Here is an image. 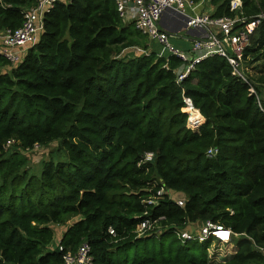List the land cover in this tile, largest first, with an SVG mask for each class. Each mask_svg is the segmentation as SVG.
I'll return each mask as SVG.
<instances>
[{
	"label": "trees",
	"instance_id": "obj_1",
	"mask_svg": "<svg viewBox=\"0 0 264 264\" xmlns=\"http://www.w3.org/2000/svg\"><path fill=\"white\" fill-rule=\"evenodd\" d=\"M230 1L211 0V15L264 12V0ZM35 2L0 0V28ZM187 64L152 50L114 0H59L18 64L0 54V264H59L82 241L92 264H264V19L242 56L257 96L223 57L178 79ZM186 98L204 118L194 130ZM53 141L66 160L28 173L25 151ZM145 218L153 227L138 233ZM207 220L232 232L220 260L207 256L212 236L176 234ZM53 224L65 225L61 250Z\"/></svg>",
	"mask_w": 264,
	"mask_h": 264
},
{
	"label": "built area",
	"instance_id": "obj_2",
	"mask_svg": "<svg viewBox=\"0 0 264 264\" xmlns=\"http://www.w3.org/2000/svg\"><path fill=\"white\" fill-rule=\"evenodd\" d=\"M59 0H36V2L23 11V21L16 28H0V54L7 59L10 65L18 64L27 49L37 42L38 35L43 29L45 13ZM62 1V0H61ZM69 1V0H63ZM119 16L127 21H132L135 28L146 35L150 41L160 44L159 55L175 54L180 59L188 62L185 70L178 75V79L187 74L190 68L201 59L208 56H219L226 59L231 68V73L249 84V92L255 93L252 85L244 72L242 56L248 39L259 22L264 19V12H259L248 18L241 14L234 16H213L211 11L200 9L204 4H210L211 0H114ZM241 0H231L230 9L240 10ZM164 16V26L160 20ZM179 33L178 37L192 35L189 48L184 49L170 42V38ZM177 37V36H174ZM187 107H191L189 99H185ZM193 108V107H191ZM13 142L9 140L5 149ZM216 147H210L206 154L209 156L217 153ZM152 151L145 152L138 162L153 160ZM165 192L164 186L156 190L155 195L146 200L155 204L159 196ZM171 197V194H169ZM172 198V197H171ZM176 204L182 206L184 199L176 197ZM161 218V217H159ZM153 227V222L145 218L137 227V232L142 233ZM108 233L114 235L112 227ZM177 237L183 241L196 240L202 242L208 237L222 242H229L232 232L219 224L209 220L197 227V231L191 232L179 229ZM59 250L62 249L57 244ZM90 244L82 241L75 251H65L59 264H92Z\"/></svg>",
	"mask_w": 264,
	"mask_h": 264
},
{
	"label": "rangeland",
	"instance_id": "obj_3",
	"mask_svg": "<svg viewBox=\"0 0 264 264\" xmlns=\"http://www.w3.org/2000/svg\"><path fill=\"white\" fill-rule=\"evenodd\" d=\"M177 34L180 35L179 33H175L174 36H177V37L172 36L170 38V42L176 46H183V47L186 46L187 43L186 42L184 43V40L180 39V37H178ZM149 46L152 50L156 52H158L161 49L160 44H158L155 41L149 40ZM250 71L253 72V70H250ZM189 110H190L189 113L185 110L187 112L186 126L194 130L198 127L199 124L202 123L204 118L200 116L201 118L198 121H201V120L202 121L198 123L197 120H193V118L191 117L192 108ZM24 155L28 159L27 164L25 165L27 172L31 174H36V175L39 174L42 163L44 161L48 159H53L56 161L66 160L65 153L62 150H60L58 146V141L50 142L46 146L42 145V146H36L34 148H31L29 151H25ZM64 226L65 225H59V224L52 225L53 230H54V240L56 242L55 245L57 244V241L61 235V232L63 231ZM197 226L198 225L195 226L194 224L189 225L186 227V229L192 232V231H195ZM197 244L200 245V242H198ZM233 245L234 243L232 241L222 242V241H217L213 239L211 244L207 248V256L210 257L211 259L220 260L221 258H224L225 256H227L228 254L232 252Z\"/></svg>",
	"mask_w": 264,
	"mask_h": 264
},
{
	"label": "crops",
	"instance_id": "obj_4",
	"mask_svg": "<svg viewBox=\"0 0 264 264\" xmlns=\"http://www.w3.org/2000/svg\"><path fill=\"white\" fill-rule=\"evenodd\" d=\"M212 8H213V5L210 3V4H204V5H202L201 6V8L200 9H205V10H207V11H212ZM164 16L165 15H162V17H161V20H160V24H161V26H164ZM180 37V36H179ZM192 38V35H190L189 34V36H187V37H180V39H182V40H184V43L186 42L187 43V45L186 46H179V47H181V48H184V49H187V48H189V45H190V39Z\"/></svg>",
	"mask_w": 264,
	"mask_h": 264
},
{
	"label": "water",
	"instance_id": "obj_5",
	"mask_svg": "<svg viewBox=\"0 0 264 264\" xmlns=\"http://www.w3.org/2000/svg\"><path fill=\"white\" fill-rule=\"evenodd\" d=\"M191 107H193V106H191ZM202 122H204V120Z\"/></svg>",
	"mask_w": 264,
	"mask_h": 264
},
{
	"label": "bare ground",
	"instance_id": "obj_6",
	"mask_svg": "<svg viewBox=\"0 0 264 264\" xmlns=\"http://www.w3.org/2000/svg\"><path fill=\"white\" fill-rule=\"evenodd\" d=\"M189 109H191V107H189Z\"/></svg>",
	"mask_w": 264,
	"mask_h": 264
},
{
	"label": "clouds",
	"instance_id": "obj_7",
	"mask_svg": "<svg viewBox=\"0 0 264 264\" xmlns=\"http://www.w3.org/2000/svg\"><path fill=\"white\" fill-rule=\"evenodd\" d=\"M195 109V108H194Z\"/></svg>",
	"mask_w": 264,
	"mask_h": 264
}]
</instances>
